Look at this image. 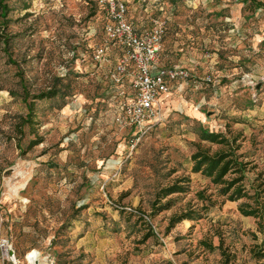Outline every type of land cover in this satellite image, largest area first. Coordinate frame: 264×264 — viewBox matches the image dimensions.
<instances>
[{
    "label": "rangeland",
    "instance_id": "374dc122",
    "mask_svg": "<svg viewBox=\"0 0 264 264\" xmlns=\"http://www.w3.org/2000/svg\"><path fill=\"white\" fill-rule=\"evenodd\" d=\"M7 1L9 20L0 27L12 37L8 45L0 37V264H264L254 256L264 239L259 219L238 209L247 198L219 195L190 161L197 143L227 148L201 141L200 125L237 137L236 151L248 162L247 191H255L256 178L264 188V4L126 0L128 16L145 28L153 17L165 21L159 65L189 73L170 83L161 121L143 133L115 119L116 104L133 93L128 77L116 90L108 76L120 51L111 49L109 62L93 57L106 43L96 0ZM51 89L58 94L36 99L34 122L24 123V97ZM35 138L40 142L28 149ZM180 176L190 177L186 192L157 198ZM190 206L202 218L168 228L170 217Z\"/></svg>",
    "mask_w": 264,
    "mask_h": 264
},
{
    "label": "built area",
    "instance_id": "2783aa9c",
    "mask_svg": "<svg viewBox=\"0 0 264 264\" xmlns=\"http://www.w3.org/2000/svg\"><path fill=\"white\" fill-rule=\"evenodd\" d=\"M96 2L101 9L106 43L94 48L93 57L99 62H109L111 49H118L120 54L108 71L109 79L117 88L128 77L133 91L130 99L116 104V122L146 133L162 119L163 96L169 91L170 83L188 78L189 73L176 65H159L166 29L163 19L153 17L148 28L140 29L128 16L126 0ZM120 93L124 94V90ZM1 246L6 252L12 248L8 239H3Z\"/></svg>",
    "mask_w": 264,
    "mask_h": 264
},
{
    "label": "trees",
    "instance_id": "16d2710c",
    "mask_svg": "<svg viewBox=\"0 0 264 264\" xmlns=\"http://www.w3.org/2000/svg\"><path fill=\"white\" fill-rule=\"evenodd\" d=\"M252 4L263 5L262 2H257L256 0H250ZM96 7L101 16V9L96 2ZM11 7L7 0H0V27L4 28L7 26L9 20V13ZM102 28L103 20L101 16ZM167 29V28H166ZM165 29V33H166ZM165 36V34H164ZM0 37L3 38L4 44L8 45L9 41L12 39L11 35L5 33H0ZM164 39V37H163ZM124 89V88H123ZM117 90V88H116ZM58 94L55 89L48 90L39 94H34L32 96L27 95L24 97L25 102L27 103V114L24 117V123L29 125L34 122L35 115V100L41 98H53ZM133 93L131 94V96ZM195 132L197 133L201 141H206L210 143H217L227 146L226 149L220 148L215 151H210L207 147H202L200 143H197V149L193 151L190 155V161L192 162L191 171L195 173H201L206 177H209L211 182L216 186L217 193L219 195L225 196L228 200L238 201L242 198H247L248 201H241L238 205L239 211L244 216H254L258 218V227L260 231H263V222L264 217V201L261 200V193L264 192L263 183H257L258 179L256 178L253 182V188L255 191L250 194L245 185V172L248 162H244L241 157L243 153H238L236 150L239 148V145L235 144L236 138L233 137V140L230 141L227 139L221 132L210 131L207 128L200 125ZM40 142V139L35 138L31 139L27 145V148L30 149ZM190 182L189 176H180L176 177L173 182L169 183L166 186L160 187L156 194L157 198L166 197L167 195L173 193H184L188 190V185ZM255 184V185H254ZM197 196L200 200H204V192L202 190L197 191ZM252 203H250V201ZM170 204V200L166 203L157 207V209H164ZM204 209L205 206H202ZM201 209H194L191 206L184 211L174 214L170 217L168 228L173 227L176 223H179L185 219L188 220H198L202 218ZM154 235L153 231H150L148 236ZM222 241L219 244L221 247ZM264 239L260 243V248L257 251H254V256L258 259L264 257ZM223 256L225 257V262L229 260V254H225L222 251Z\"/></svg>",
    "mask_w": 264,
    "mask_h": 264
},
{
    "label": "crops",
    "instance_id": "0c3cea01",
    "mask_svg": "<svg viewBox=\"0 0 264 264\" xmlns=\"http://www.w3.org/2000/svg\"><path fill=\"white\" fill-rule=\"evenodd\" d=\"M135 21V20H134ZM136 22V24H137V26L140 28V29H144L145 28V26H143V22H137V21H135Z\"/></svg>",
    "mask_w": 264,
    "mask_h": 264
}]
</instances>
